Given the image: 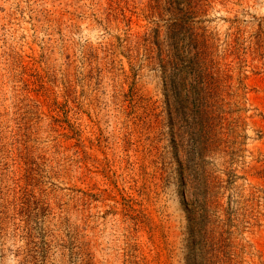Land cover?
<instances>
[{
  "label": "rangeland",
  "instance_id": "1",
  "mask_svg": "<svg viewBox=\"0 0 264 264\" xmlns=\"http://www.w3.org/2000/svg\"><path fill=\"white\" fill-rule=\"evenodd\" d=\"M0 264H264V0H0Z\"/></svg>",
  "mask_w": 264,
  "mask_h": 264
},
{
  "label": "trees",
  "instance_id": "2",
  "mask_svg": "<svg viewBox=\"0 0 264 264\" xmlns=\"http://www.w3.org/2000/svg\"><path fill=\"white\" fill-rule=\"evenodd\" d=\"M182 5H184V8L179 10V13H181L182 17L181 19L177 18V20L181 21V24H174L168 27V45L171 47L172 51L167 54V59H164V52L161 49V45L158 46L159 57L157 59V61L159 62L158 64H160V67L162 69V73L164 74L166 90L168 91V99L172 100L174 105L177 104L179 108L181 105L183 107L184 92L193 95V97H195L197 101L201 100V94L203 92L201 88V81L199 80L200 77L198 75V73H200L203 69L200 61L201 53L199 50L197 38L194 35V28H191V26H187L192 19V13L190 12L192 5L186 4L185 2L182 3ZM154 33L156 38H158V30H155ZM184 33L190 34L192 39V41L190 42L193 45H190L189 47H191V49L195 50L196 52L192 56V59H187V62L189 63L187 65H185L187 62H185L186 60L184 56L179 55L180 48L178 41L180 35H183ZM187 70H190L192 73V83L190 84H188L186 78L182 77V73ZM209 85L211 86V83ZM188 87H190V89H188ZM208 98H210V96H208Z\"/></svg>",
  "mask_w": 264,
  "mask_h": 264
}]
</instances>
